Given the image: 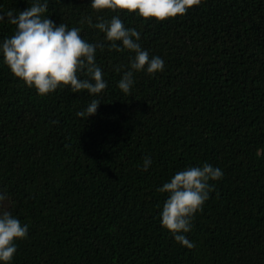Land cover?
<instances>
[{
	"label": "trees",
	"instance_id": "trees-1",
	"mask_svg": "<svg viewBox=\"0 0 264 264\" xmlns=\"http://www.w3.org/2000/svg\"><path fill=\"white\" fill-rule=\"evenodd\" d=\"M32 2L0 0V12ZM117 14L164 60L161 72H134L127 94L117 82L134 53L110 50L87 23ZM44 15L105 44L96 62L107 86L39 95L0 57V192L29 226L11 264H264V0H201L163 21L49 0ZM15 28L0 20V40ZM94 98L96 113L77 116ZM204 162L224 175L187 248L161 226L157 188Z\"/></svg>",
	"mask_w": 264,
	"mask_h": 264
},
{
	"label": "clouds",
	"instance_id": "clouds-1",
	"mask_svg": "<svg viewBox=\"0 0 264 264\" xmlns=\"http://www.w3.org/2000/svg\"><path fill=\"white\" fill-rule=\"evenodd\" d=\"M49 0H33L22 11L8 10L0 12V20L16 26L13 35L0 40V57L10 71L27 86L36 89L39 95H46L58 87L69 86L72 92L87 90L98 94L107 86L102 68L96 62V49L105 44L89 42L81 36V28L69 27L45 16ZM201 0H89L94 10H127L135 15L166 18L185 14ZM89 26L103 33V40L109 42L107 47L117 52L129 50L134 55L129 66L123 71L117 84L124 93H129L135 83L134 72L144 71L155 74L164 70V60L158 55H150L140 44L141 33L135 27H127L119 14L110 19L97 17L93 23L87 18ZM116 71H120L117 68ZM99 100L94 98L87 106L77 112V116L87 118L96 113ZM260 155V150L257 151ZM152 164L150 156L143 159V168L147 170ZM223 170L208 162L202 165L186 166L173 174L157 191L165 193L166 198L159 212L160 224L167 229L175 241L187 248L195 247L186 233L193 227V219L209 199L214 185L223 177ZM10 201L9 194L0 192V264H11L17 251L15 241L28 235L29 226L7 210L4 205Z\"/></svg>",
	"mask_w": 264,
	"mask_h": 264
}]
</instances>
